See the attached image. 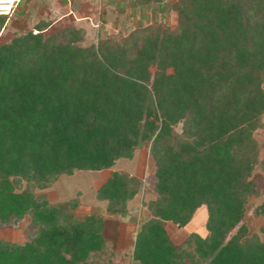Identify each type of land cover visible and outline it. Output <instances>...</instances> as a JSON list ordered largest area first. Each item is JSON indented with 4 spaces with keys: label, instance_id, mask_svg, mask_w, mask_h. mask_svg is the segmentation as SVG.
<instances>
[{
    "label": "trees",
    "instance_id": "trees-1",
    "mask_svg": "<svg viewBox=\"0 0 264 264\" xmlns=\"http://www.w3.org/2000/svg\"><path fill=\"white\" fill-rule=\"evenodd\" d=\"M133 3L160 17L175 11L176 26L161 20L82 46L81 30L45 34L41 20L0 43V224L30 214L37 229L22 244L0 239V264H111L105 218L76 219L15 184L43 188L59 174L108 169L144 143L156 197L130 264H264V236L244 221L259 192L255 165L264 172L254 136L264 114V0ZM9 17L0 15V30ZM139 186L113 170L96 196L124 217ZM203 205L207 234L174 243L165 222L185 226ZM254 213L264 214V200Z\"/></svg>",
    "mask_w": 264,
    "mask_h": 264
},
{
    "label": "rangeland",
    "instance_id": "rangeland-1",
    "mask_svg": "<svg viewBox=\"0 0 264 264\" xmlns=\"http://www.w3.org/2000/svg\"><path fill=\"white\" fill-rule=\"evenodd\" d=\"M10 17L9 25H6V22L0 30V43L8 42L14 36L25 33L41 20L50 23L44 31L45 34L66 26L81 30L82 40L78 44L82 46L97 43L101 38L116 34L126 35L135 27L155 24L161 20L171 27L177 24L175 11L169 10L160 17L151 10L150 5L137 7L133 0H21ZM181 128L180 122L174 126V131L179 133ZM254 136L259 144L261 160L264 158L262 147L264 114L261 117V126L255 130ZM113 170H124L140 180L137 193L126 203L127 211L124 217L112 214L107 209V202L96 196V190ZM154 171L155 165L149 151V144L144 143L134 149L130 158L121 157L108 169L74 170L72 174H59L43 188H38L34 182L29 184L24 178H19L15 185L19 190L30 185L35 195H44L49 204L61 205L76 219L86 215H101L107 220L108 230L113 233L107 240L108 249L113 254L110 256L111 264H130L135 234L142 222L150 217L148 204L156 197L153 189ZM252 178L256 181L259 192L249 199V210L245 214L244 221L250 234H256L262 238L264 214L254 213L255 206L264 200V172L259 163L254 167ZM206 218L207 209L203 205L197 209L193 218L185 226L178 227L171 221L165 222L164 226L171 240L174 243H180L191 232L205 236L207 234ZM30 219V214H26L15 223L0 224V239L19 244L31 240L37 233V229L31 227Z\"/></svg>",
    "mask_w": 264,
    "mask_h": 264
},
{
    "label": "built area",
    "instance_id": "built-area-1",
    "mask_svg": "<svg viewBox=\"0 0 264 264\" xmlns=\"http://www.w3.org/2000/svg\"><path fill=\"white\" fill-rule=\"evenodd\" d=\"M21 0H0V15L11 16Z\"/></svg>",
    "mask_w": 264,
    "mask_h": 264
},
{
    "label": "crops",
    "instance_id": "crops-1",
    "mask_svg": "<svg viewBox=\"0 0 264 264\" xmlns=\"http://www.w3.org/2000/svg\"><path fill=\"white\" fill-rule=\"evenodd\" d=\"M18 5H19V4H18ZM71 6H73V4H72ZM17 7H18V6H17ZM16 9H17V8H16ZM69 11H70V12H73L72 9H69ZM67 15H68V14H67ZM10 20H11V17H9V19L7 20V24H6V25H9Z\"/></svg>",
    "mask_w": 264,
    "mask_h": 264
}]
</instances>
